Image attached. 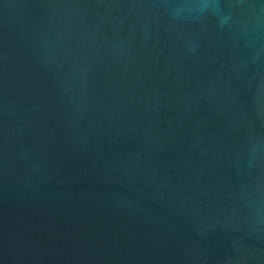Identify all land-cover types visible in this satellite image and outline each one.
<instances>
[{"label": "water", "instance_id": "water-1", "mask_svg": "<svg viewBox=\"0 0 264 264\" xmlns=\"http://www.w3.org/2000/svg\"><path fill=\"white\" fill-rule=\"evenodd\" d=\"M0 264H264V0H0Z\"/></svg>", "mask_w": 264, "mask_h": 264}]
</instances>
